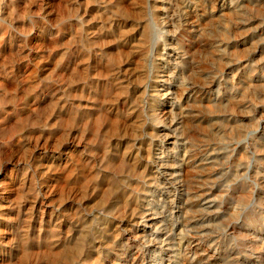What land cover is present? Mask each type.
Returning a JSON list of instances; mask_svg holds the SVG:
<instances>
[{
    "label": "rangeland",
    "instance_id": "obj_1",
    "mask_svg": "<svg viewBox=\"0 0 264 264\" xmlns=\"http://www.w3.org/2000/svg\"><path fill=\"white\" fill-rule=\"evenodd\" d=\"M0 264H264V0H0Z\"/></svg>",
    "mask_w": 264,
    "mask_h": 264
},
{
    "label": "bare ground",
    "instance_id": "obj_2",
    "mask_svg": "<svg viewBox=\"0 0 264 264\" xmlns=\"http://www.w3.org/2000/svg\"><path fill=\"white\" fill-rule=\"evenodd\" d=\"M148 29H149V28H147L146 31L144 32V40H145V41L148 40V38H149V30H148ZM144 40H143V41H144ZM142 46H143V45H142ZM142 48H143V47H142ZM141 54H142V53H141ZM140 56H141V55H140ZM163 100H164V99H163ZM169 112H170V111H168L167 113H169ZM170 114H171V113H170ZM155 117H156V118H161V116H160L159 114H155ZM162 117H163V116H162ZM135 120H136V119H135ZM131 121H132V120H131ZM141 121H142V119H141ZM141 121H140V122H141ZM131 123H132V122H131ZM139 124H140V123H139ZM141 124H142V122H141ZM142 125H144V124H142ZM137 126H138V125H137ZM140 126H141V125H140ZM140 126H139V127H140ZM131 127H133V126H131ZM140 128H141V127H140ZM134 135H135V134H134ZM136 135H137V134H136ZM136 135H135V136H136ZM116 192H117V191H116ZM112 193H114V192H112ZM109 196L111 197V195H109ZM109 196H107V195L105 196V198H104L105 201L109 199ZM115 196L117 197L116 194H115ZM115 196H114V197H115ZM101 197H102V196H101ZM116 200H117V199H116ZM102 202L104 203V200H102ZM119 207H120V206H119ZM121 207H122V206H121ZM121 207H120V208H121ZM120 208H119V209H120ZM76 248H77V250L79 251V250L81 249L80 244H79L78 246H76Z\"/></svg>",
    "mask_w": 264,
    "mask_h": 264
}]
</instances>
